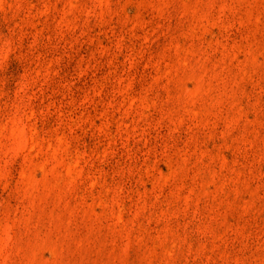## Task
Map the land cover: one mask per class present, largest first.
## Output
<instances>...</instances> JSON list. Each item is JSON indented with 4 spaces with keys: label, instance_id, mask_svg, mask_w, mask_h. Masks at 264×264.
Here are the masks:
<instances>
[{
    "label": "rangeland",
    "instance_id": "rangeland-1",
    "mask_svg": "<svg viewBox=\"0 0 264 264\" xmlns=\"http://www.w3.org/2000/svg\"><path fill=\"white\" fill-rule=\"evenodd\" d=\"M0 264H264V0H0Z\"/></svg>",
    "mask_w": 264,
    "mask_h": 264
}]
</instances>
